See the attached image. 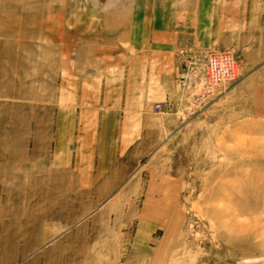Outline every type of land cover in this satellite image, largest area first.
I'll return each mask as SVG.
<instances>
[{
	"label": "rangeland",
	"instance_id": "1",
	"mask_svg": "<svg viewBox=\"0 0 264 264\" xmlns=\"http://www.w3.org/2000/svg\"><path fill=\"white\" fill-rule=\"evenodd\" d=\"M129 3L0 0V264H264L263 95L246 83L264 59L179 47L155 148L103 147L81 116L76 47ZM214 49L234 53L236 78L191 89L189 62Z\"/></svg>",
	"mask_w": 264,
	"mask_h": 264
},
{
	"label": "crops",
	"instance_id": "2",
	"mask_svg": "<svg viewBox=\"0 0 264 264\" xmlns=\"http://www.w3.org/2000/svg\"><path fill=\"white\" fill-rule=\"evenodd\" d=\"M138 1L130 0L123 13L106 10L101 30L88 31L76 47L82 57L74 69L88 74L82 83L81 116L90 117L96 128L89 131L101 133L106 148L112 134L121 136L120 144L113 145L121 150L155 148L162 141V133L170 129L167 120L175 115H156L151 108L178 95L179 47L232 48L250 66L264 59V0ZM67 38L69 51L72 41ZM247 81L263 95L253 100L264 108V68Z\"/></svg>",
	"mask_w": 264,
	"mask_h": 264
},
{
	"label": "built area",
	"instance_id": "3",
	"mask_svg": "<svg viewBox=\"0 0 264 264\" xmlns=\"http://www.w3.org/2000/svg\"><path fill=\"white\" fill-rule=\"evenodd\" d=\"M180 56H185L180 50ZM190 88L193 89L202 80L207 89H212L224 81L234 80L237 76V62L234 53L221 49H214L202 57L198 62L190 61L188 64ZM236 70V71H235ZM202 95L198 94L193 104H200ZM154 111L160 114H166L169 111V105L161 102L154 105Z\"/></svg>",
	"mask_w": 264,
	"mask_h": 264
}]
</instances>
